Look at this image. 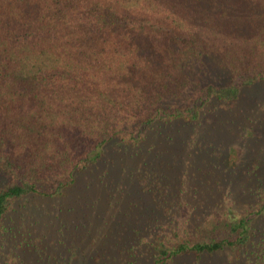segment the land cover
<instances>
[{"label": "trees", "instance_id": "obj_1", "mask_svg": "<svg viewBox=\"0 0 264 264\" xmlns=\"http://www.w3.org/2000/svg\"><path fill=\"white\" fill-rule=\"evenodd\" d=\"M211 59L228 71L220 82L208 79ZM261 82L264 0H0V234L18 201L62 197L110 142L190 125L212 101L233 110ZM248 162L241 212L168 224L138 250L134 232L130 264H203L221 252L264 264L263 159ZM163 178L153 171L140 185L163 212L156 223L174 209Z\"/></svg>", "mask_w": 264, "mask_h": 264}, {"label": "rangeland", "instance_id": "obj_2", "mask_svg": "<svg viewBox=\"0 0 264 264\" xmlns=\"http://www.w3.org/2000/svg\"><path fill=\"white\" fill-rule=\"evenodd\" d=\"M209 62V80L227 77L228 71L214 70V60ZM207 106L194 123L161 125L137 146L110 142L101 160L76 174L62 197L18 201L0 234V264H130L127 243L134 232L144 240L138 250L165 234L168 224L175 230L186 221L196 225L229 210L241 212L248 204L241 200L252 158L263 159L258 173L264 180V82L243 88L233 110L216 101ZM228 161L237 165L230 170ZM153 171L165 176L159 182L175 196L166 223H156L163 212L140 187ZM255 230L264 231V221ZM241 256L221 252L203 264H242Z\"/></svg>", "mask_w": 264, "mask_h": 264}]
</instances>
